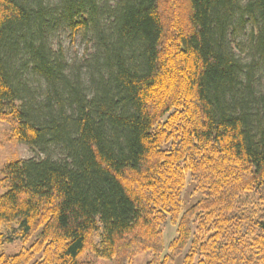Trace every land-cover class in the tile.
I'll return each mask as SVG.
<instances>
[{
	"label": "trees",
	"instance_id": "obj_1",
	"mask_svg": "<svg viewBox=\"0 0 264 264\" xmlns=\"http://www.w3.org/2000/svg\"><path fill=\"white\" fill-rule=\"evenodd\" d=\"M263 81L264 0H0V123L41 156L2 170L0 249L33 241L0 264H264Z\"/></svg>",
	"mask_w": 264,
	"mask_h": 264
},
{
	"label": "rangeland",
	"instance_id": "obj_2",
	"mask_svg": "<svg viewBox=\"0 0 264 264\" xmlns=\"http://www.w3.org/2000/svg\"><path fill=\"white\" fill-rule=\"evenodd\" d=\"M51 46L55 51H58L59 48L62 49L63 56L66 58L67 67L69 69H77L84 65L85 61L89 60L92 51V44H90L88 39L83 38L82 34L73 35L68 28H63V30H59L54 35ZM244 48L246 49V47ZM236 55L240 57L241 60L247 62L246 60L248 56H246V54L237 50ZM39 157L41 156L38 153H34L28 146L19 143L12 136L10 127L7 124L0 123V181L2 179V170L7 164L18 160L37 159ZM2 194L3 191L1 190L0 196ZM201 199H203L202 195L196 191V186L190 182V179L187 176V187L183 193V212L191 208ZM259 205L260 203L257 197L254 195H247L242 200L241 208L247 213L253 215L259 210ZM0 231L4 234H9L7 227L5 226L2 227ZM102 234L103 229L100 225V230L95 237V243L97 246H100ZM176 236V225L168 223L164 231V242L166 247L169 246ZM32 241L33 240H31L30 243L23 245L21 241L17 239L14 243L3 246L0 249V254H18L24 247H29ZM152 258L151 254L140 255L135 259L134 264H148ZM86 260L92 264H113L111 261L98 258L93 253H89L86 256ZM177 264H181V261H178Z\"/></svg>",
	"mask_w": 264,
	"mask_h": 264
}]
</instances>
